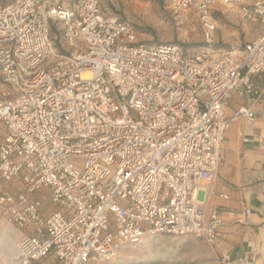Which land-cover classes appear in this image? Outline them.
Instances as JSON below:
<instances>
[{"label": "built area", "instance_id": "obj_1", "mask_svg": "<svg viewBox=\"0 0 264 264\" xmlns=\"http://www.w3.org/2000/svg\"><path fill=\"white\" fill-rule=\"evenodd\" d=\"M167 1L193 10L206 40L219 6L262 28L238 47L188 55L137 43L102 0L0 6V80L11 89L0 98V211L24 232L12 264H90L159 234L218 247L221 218L214 209L205 220L198 193L231 121L252 120L247 107L225 109L235 93L259 95L264 0Z\"/></svg>", "mask_w": 264, "mask_h": 264}, {"label": "crops", "instance_id": "obj_2", "mask_svg": "<svg viewBox=\"0 0 264 264\" xmlns=\"http://www.w3.org/2000/svg\"><path fill=\"white\" fill-rule=\"evenodd\" d=\"M217 11L238 15L246 28L259 22L242 18L230 7L219 6ZM261 28L260 24L242 44L252 41ZM242 44L240 40L228 42L232 48ZM253 81L259 95L250 98L235 93L225 109L226 116L231 117L239 107H247L252 120L231 121L220 147L222 161L217 173L212 181L200 183L198 199L205 220L216 209L222 226L216 249H210L201 239L194 242V247L191 243L188 249H194L197 264H220L221 255H227L230 264H264V76L257 75ZM5 135L6 128L0 123V139ZM14 186L19 188L18 184Z\"/></svg>", "mask_w": 264, "mask_h": 264}, {"label": "rangeland", "instance_id": "obj_3", "mask_svg": "<svg viewBox=\"0 0 264 264\" xmlns=\"http://www.w3.org/2000/svg\"><path fill=\"white\" fill-rule=\"evenodd\" d=\"M11 1L0 0V6ZM101 6L105 15L118 18L133 29L137 43L146 46L172 44L188 55L200 50L232 48L228 42L232 44L235 40L242 44L244 38L254 34L260 26L257 22L246 28L238 15L216 11V30L210 40H206L196 13L175 11L167 0H102ZM7 93H11V89L0 80V98ZM23 233L10 225L0 211V239L7 235L15 243ZM198 240L189 235L159 234L120 248L110 259H93L90 264H197L194 249L191 252L188 248L191 243L194 247ZM13 253L14 249L9 253V247L0 244V264H12L9 255L12 257Z\"/></svg>", "mask_w": 264, "mask_h": 264}, {"label": "bare ground", "instance_id": "obj_4", "mask_svg": "<svg viewBox=\"0 0 264 264\" xmlns=\"http://www.w3.org/2000/svg\"><path fill=\"white\" fill-rule=\"evenodd\" d=\"M14 241L11 237L7 236V235H3L2 238L0 239V244H2L3 246H8L9 247V253H12V250L14 249ZM13 255V254H11ZM9 258L10 255H9Z\"/></svg>", "mask_w": 264, "mask_h": 264}, {"label": "trees", "instance_id": "obj_5", "mask_svg": "<svg viewBox=\"0 0 264 264\" xmlns=\"http://www.w3.org/2000/svg\"><path fill=\"white\" fill-rule=\"evenodd\" d=\"M217 46H219V47H220L221 45H217ZM222 47H228V46H227V45H222Z\"/></svg>", "mask_w": 264, "mask_h": 264}]
</instances>
